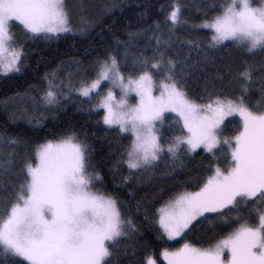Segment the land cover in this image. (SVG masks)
I'll return each mask as SVG.
<instances>
[{
	"label": "snow or ice",
	"instance_id": "obj_1",
	"mask_svg": "<svg viewBox=\"0 0 264 264\" xmlns=\"http://www.w3.org/2000/svg\"><path fill=\"white\" fill-rule=\"evenodd\" d=\"M112 7L106 5L104 14ZM189 7L186 0H168L161 7L167 34L159 22L113 33V47L87 63L62 61L43 74L42 84L25 90L32 110L10 113L12 123L42 127L70 104H78V111L87 104L96 124L119 138L109 152L115 156L109 173L113 187L125 189L129 199L108 189L88 133L71 122L31 146L20 135L0 131V157L6 155L0 159L4 264H120L115 257L122 242L142 234L131 201L135 214L144 208L145 227L158 238L179 241L163 249L167 264H264V104L249 98L254 89L264 98V0H201L200 19L191 25L198 38H181L177 33L188 24ZM97 26L103 27L102 17L82 15L77 22L67 0H0V76L23 74L28 43L86 37ZM225 51L243 63L229 81L236 93L213 86L190 95L188 70L218 67L217 59L224 60L218 54ZM214 78L224 79L219 72ZM201 153L208 154L205 171L161 197L149 217L136 188L165 176L175 179L185 170V158ZM189 236L206 242H189ZM131 255H137L135 247ZM145 257L128 264H156L151 253Z\"/></svg>",
	"mask_w": 264,
	"mask_h": 264
},
{
	"label": "trees",
	"instance_id": "obj_2",
	"mask_svg": "<svg viewBox=\"0 0 264 264\" xmlns=\"http://www.w3.org/2000/svg\"><path fill=\"white\" fill-rule=\"evenodd\" d=\"M190 7L185 10V18L188 24L182 26L178 30V35L181 38L193 37L198 38L191 30V25L197 23L200 19V13L197 12V7L201 0H186ZM68 6L73 14L74 19L79 22L80 16H84L91 20L92 18L102 17L103 27L97 26L94 32H91L86 37L79 35H66L58 42L48 44L44 41L28 43L27 50V67L22 75H13L0 77V131H7L13 135H20L28 141V146L38 142H43L45 138L51 139L53 135L63 130L69 122L75 125L77 130L87 132V141L95 149L93 153L94 163L105 177V183L110 191L116 192L121 199L128 200L126 190L123 188H114L111 182V174L109 168L115 160V156H110L109 152L115 151L116 141L119 139L114 133H105L102 125L96 124V115H89L87 104L84 111H78V104H70L66 113L58 114L57 120H52L51 117L44 120L42 127L33 128L23 120H17L12 123L9 119L10 113L19 112L25 106L31 111L32 101L30 97L24 96L23 93L30 85L42 84L41 77L46 71L55 68L62 61L67 64L73 58L87 61L105 49L113 47V33L123 35V33L131 28L135 30L137 27H146L148 24L159 22L161 28L167 34L164 26L165 11H161L163 6L165 9L168 5V0H67ZM112 5L111 11L104 14V7ZM147 12L146 17L141 18V13ZM111 25V31L109 30ZM19 41H23L25 37L21 33H17ZM143 45L141 44V47ZM184 55H187V46L184 48ZM224 60L217 59V66L209 65L201 71L199 67L190 68L187 76V91L189 94L203 93L205 88L215 87L222 90L228 95H233L238 90L235 84L230 85V80H235L236 73L242 70L243 63L240 56L235 52H221ZM198 59L196 51L191 53V63H195ZM256 63H259V57L256 58ZM219 72L224 77L223 81L215 79V74ZM259 75V72H254V78ZM212 78V84H206L209 78ZM255 87H259V82L256 81ZM21 94V95H18ZM35 94V93H33ZM250 100L253 103L259 102L264 104L258 91L255 89L250 93ZM227 123V122H226ZM167 130V129H165ZM232 131L231 127L226 129V133ZM5 154L8 151L7 146H4ZM0 159H6L0 157ZM186 167L182 172H178L175 179L171 177L158 178L151 186L145 185L143 188H136L137 199H143L149 217L153 215L155 209L161 206L163 200L161 197H167L168 193L181 188L184 182L192 176H197L205 171V166L208 163V154L201 153L192 157H186ZM126 171V169H125ZM163 188V193L153 199L154 194L160 193ZM134 213V221L140 225L141 233L135 236L132 241H123L121 247L117 250L115 257L120 261V264H128L131 261H138L145 257V251L151 253L157 260L158 264H163L160 260V253L164 248L174 249L179 245V241L168 242L164 238H158L157 231L149 230L143 220L144 208L140 213L135 214V201H131ZM158 228V225L156 226ZM189 242L203 244L205 240H198L195 236L188 237ZM131 244V247L137 249V255H131V247L128 249L129 255H123L124 247ZM143 249V250H141ZM0 264H4V256L0 254Z\"/></svg>",
	"mask_w": 264,
	"mask_h": 264
},
{
	"label": "rangeland",
	"instance_id": "obj_3",
	"mask_svg": "<svg viewBox=\"0 0 264 264\" xmlns=\"http://www.w3.org/2000/svg\"><path fill=\"white\" fill-rule=\"evenodd\" d=\"M0 77H4V76H0ZM166 241H168L167 240V238L166 237H163ZM168 242H170V243H172V242H175V241H168ZM162 253V252H161ZM161 253H160V260L162 261V263L163 264H167V262L163 259V256L161 255ZM154 258V257H153ZM155 259V258H154ZM156 260V259H155ZM156 264H158V262H157V260H156Z\"/></svg>",
	"mask_w": 264,
	"mask_h": 264
}]
</instances>
